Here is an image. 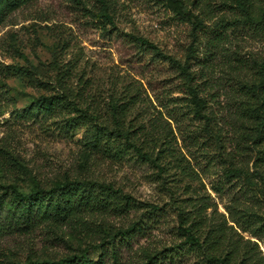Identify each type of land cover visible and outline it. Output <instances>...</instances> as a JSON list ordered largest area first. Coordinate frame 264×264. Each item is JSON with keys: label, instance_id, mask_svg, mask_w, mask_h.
Returning a JSON list of instances; mask_svg holds the SVG:
<instances>
[{"label": "rangeland", "instance_id": "rangeland-1", "mask_svg": "<svg viewBox=\"0 0 264 264\" xmlns=\"http://www.w3.org/2000/svg\"><path fill=\"white\" fill-rule=\"evenodd\" d=\"M183 3L199 19L194 30L164 0H108L112 23L97 0H28L0 21V187L13 183L29 192L37 176L108 182L129 196L125 207L124 199L117 206L111 199L108 211L27 227L11 218L13 196L6 195L0 264L56 261L84 247L96 261L94 247L106 246L103 234L131 225L126 239H114L118 264H207L185 243L179 214L187 225L197 223L200 240L215 236L220 254L232 251V264H264L258 218L264 198L238 190L242 176L238 183L224 177L226 169L250 175L263 167L257 159L264 152L258 134L264 95L246 98L242 86L252 83L264 60V0ZM129 34L182 61L191 51V82L205 99L207 120L184 104L187 95L169 62ZM59 80L70 98L86 99H67L53 114L26 113L37 98L58 92ZM111 96L120 97L119 122ZM117 124L130 141H143L148 158L123 138H108V125ZM14 159L24 169L14 168Z\"/></svg>", "mask_w": 264, "mask_h": 264}, {"label": "trees", "instance_id": "trees-1", "mask_svg": "<svg viewBox=\"0 0 264 264\" xmlns=\"http://www.w3.org/2000/svg\"><path fill=\"white\" fill-rule=\"evenodd\" d=\"M28 0H0V21L4 16L15 8L25 4ZM101 5V10L104 11L103 15L111 23L113 22V17L107 13L108 0H97ZM167 8L172 10L176 16L182 18L192 25V29H196L199 25V19L190 12L184 11L183 0H164ZM264 15V10H263ZM264 22V21H262ZM193 34V33H192ZM131 40L150 48L159 57H162L165 61H168L170 66L173 67L181 79L182 91L187 95V99L183 100L186 107H190L196 118L208 119V116L204 113L203 107L205 104V99L199 96L196 92L194 85H192V73L189 70L187 59L191 51H188L185 61L177 59L172 55L164 53L156 45L148 41L143 37H139L133 34H129ZM64 76H62L63 78ZM58 86L60 90L55 94H50L47 96H41L37 98L38 100L29 104L26 108V113L31 115L36 114L39 111H43L48 114H53L58 108L67 106V99H86L85 97H79L80 94H76V98H70L71 92L68 90L66 83L59 80ZM245 97L254 95H264V60L259 64L257 69L256 78L249 85H243ZM247 98V97H246ZM110 101V112H112L113 119L119 122V118L123 113L121 105L117 102L120 97L111 96ZM249 100V99H248ZM250 103V102H249ZM264 103V99L262 103ZM72 105L78 108L76 102ZM262 106V105H261ZM251 111L257 108L253 107L250 103ZM262 108V107H261ZM121 125L113 128H109L108 125V138L111 136H116L117 138H123L127 143H130L134 151L144 157L148 158L149 154L143 151V141L136 144L132 140L130 141V134L128 130L122 129ZM259 140L264 141V121H262L259 127ZM99 135L94 134L91 142L94 146H98ZM258 138V137H257ZM257 161H260L259 166H263L260 171H256L254 174H250L243 171L242 168H230L224 171V177L227 180H234L237 182L239 176H242L243 180L238 185V190L245 192H254L257 195H261L264 198V152ZM16 169H24V164L19 159H14ZM3 167V165L0 164ZM255 177L256 181L252 178ZM239 182V181H238ZM237 182V183H238ZM260 182V183H259ZM240 186V187H239ZM17 184H8L0 187V204L2 199L6 195H12V207L10 211L12 212L11 218L18 225L24 224L29 227L31 225L37 226L47 221H51L55 224H60L66 219L75 216L77 214H82L84 212H94V211H108L111 199L115 205H119L120 198L124 199L121 202L122 205L128 204L129 196L123 194L118 189H115L108 182H97V181H79V180H63L61 178L54 179L50 182H43L37 176H33V185L29 192H24L19 189ZM120 196V197H119ZM123 207V208H124ZM255 216L258 217V213L254 212ZM179 230L183 236H185V243L189 244L191 247H195L201 252L202 260L207 264H232L233 256L232 251H228L224 254L219 253V248L217 247V240L215 236L210 240V242L205 240H200L197 232V223L194 221L187 225V221L184 220L183 215L179 214ZM10 218V219H11ZM262 226L264 225V216H259ZM196 226V228H195ZM135 230V225H131L125 229H119L114 232L113 235L109 233L103 234V242L106 246L101 245L94 247L95 251L100 256L96 261L87 256V248H81L80 252L73 254L64 258H60L56 261H38V260H27L24 263L15 264H108V261L102 259L104 256L109 257L112 264H118V254L115 247V241L118 237V242L126 239ZM219 230L215 228L214 231ZM119 234V235H118ZM117 236V237H116Z\"/></svg>", "mask_w": 264, "mask_h": 264}]
</instances>
